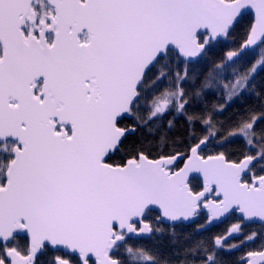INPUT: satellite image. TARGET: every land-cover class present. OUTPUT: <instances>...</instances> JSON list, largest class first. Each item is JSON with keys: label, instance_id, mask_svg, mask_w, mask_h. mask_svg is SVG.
<instances>
[{"label": "snow or ice", "instance_id": "obj_1", "mask_svg": "<svg viewBox=\"0 0 264 264\" xmlns=\"http://www.w3.org/2000/svg\"><path fill=\"white\" fill-rule=\"evenodd\" d=\"M262 71L264 0H0V264H264Z\"/></svg>", "mask_w": 264, "mask_h": 264}, {"label": "trees", "instance_id": "obj_2", "mask_svg": "<svg viewBox=\"0 0 264 264\" xmlns=\"http://www.w3.org/2000/svg\"><path fill=\"white\" fill-rule=\"evenodd\" d=\"M255 83L257 88L264 87V71L260 72V74L256 77ZM206 95H207L209 107L211 106L212 103H215L218 99H221L220 97H217L214 94H206ZM252 102L253 101L251 100V98L245 104H240L239 102H237L236 104L233 105L232 108L228 110V112L224 113V116L242 112L243 109ZM133 139H135V137H133ZM234 147H239V145H235ZM164 227L167 229V225L166 226L164 225ZM224 227H225L224 225H220L218 228H213L211 232H204L203 234H201L195 231L196 224L190 226H176L175 227L176 236L172 237L167 233L164 234L163 236H158L157 245L162 253L167 254L171 252L174 247L178 248L181 246L184 247L190 246L195 239L208 238L211 235L220 232ZM173 241H175V244H173ZM144 243L151 244L152 241L146 240L144 241ZM238 256L239 253H235L233 258Z\"/></svg>", "mask_w": 264, "mask_h": 264}, {"label": "flooded vegetation", "instance_id": "obj_3", "mask_svg": "<svg viewBox=\"0 0 264 264\" xmlns=\"http://www.w3.org/2000/svg\"><path fill=\"white\" fill-rule=\"evenodd\" d=\"M193 224H195V223H193ZM193 224H191V225H193ZM166 226V225H165ZM183 226H190V225H183ZM253 227H256V226H253Z\"/></svg>", "mask_w": 264, "mask_h": 264}, {"label": "water", "instance_id": "obj_4", "mask_svg": "<svg viewBox=\"0 0 264 264\" xmlns=\"http://www.w3.org/2000/svg\"><path fill=\"white\" fill-rule=\"evenodd\" d=\"M193 224V223H192ZM165 225H167V224H165ZM185 225H191V224H185Z\"/></svg>", "mask_w": 264, "mask_h": 264}]
</instances>
